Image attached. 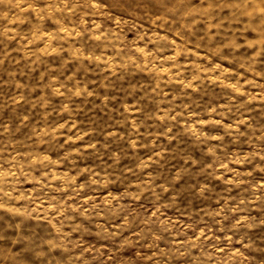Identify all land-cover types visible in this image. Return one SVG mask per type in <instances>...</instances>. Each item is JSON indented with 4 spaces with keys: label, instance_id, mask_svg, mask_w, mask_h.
I'll use <instances>...</instances> for the list:
<instances>
[{
    "label": "clouds",
    "instance_id": "obj_1",
    "mask_svg": "<svg viewBox=\"0 0 264 264\" xmlns=\"http://www.w3.org/2000/svg\"><path fill=\"white\" fill-rule=\"evenodd\" d=\"M0 264H264V0H0Z\"/></svg>",
    "mask_w": 264,
    "mask_h": 264
}]
</instances>
